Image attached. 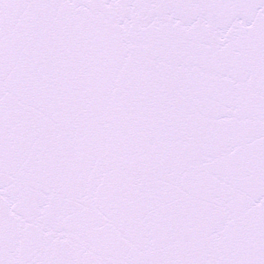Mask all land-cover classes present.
I'll list each match as a JSON object with an SVG mask.
<instances>
[{
  "label": "snow or ice",
  "instance_id": "snow-or-ice-1",
  "mask_svg": "<svg viewBox=\"0 0 264 264\" xmlns=\"http://www.w3.org/2000/svg\"><path fill=\"white\" fill-rule=\"evenodd\" d=\"M0 264H264V0H0Z\"/></svg>",
  "mask_w": 264,
  "mask_h": 264
}]
</instances>
